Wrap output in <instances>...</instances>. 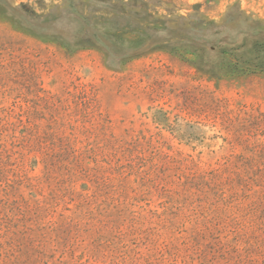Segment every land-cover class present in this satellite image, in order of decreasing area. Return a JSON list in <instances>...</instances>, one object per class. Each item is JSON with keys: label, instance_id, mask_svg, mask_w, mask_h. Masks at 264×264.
I'll use <instances>...</instances> for the list:
<instances>
[{"label": "rangeland", "instance_id": "1", "mask_svg": "<svg viewBox=\"0 0 264 264\" xmlns=\"http://www.w3.org/2000/svg\"><path fill=\"white\" fill-rule=\"evenodd\" d=\"M264 0H0V264H264Z\"/></svg>", "mask_w": 264, "mask_h": 264}, {"label": "trees", "instance_id": "2", "mask_svg": "<svg viewBox=\"0 0 264 264\" xmlns=\"http://www.w3.org/2000/svg\"><path fill=\"white\" fill-rule=\"evenodd\" d=\"M260 69L264 71V61H262L259 65Z\"/></svg>", "mask_w": 264, "mask_h": 264}]
</instances>
